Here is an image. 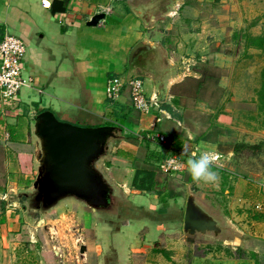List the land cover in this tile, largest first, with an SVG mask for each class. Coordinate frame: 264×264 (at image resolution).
Instances as JSON below:
<instances>
[{
	"label": "crops",
	"instance_id": "crops-1",
	"mask_svg": "<svg viewBox=\"0 0 264 264\" xmlns=\"http://www.w3.org/2000/svg\"><path fill=\"white\" fill-rule=\"evenodd\" d=\"M45 1L46 4L42 5V0H0V41L8 33L24 43L27 52L21 66L22 76L35 78L34 88H22L19 91L18 109L10 116L0 111V219H3L0 224V264H31L34 260L31 256L40 254L37 249L40 245L37 235L39 224L31 225L33 223L24 211L19 213L18 207L10 199L15 194L28 193L32 189L37 173L32 116L41 111H51L61 121L84 127L110 125L121 129L118 138L110 141L109 149L99 163V169L114 192L120 189L128 192L132 189L130 184L134 172L144 167L149 151L162 149L166 154L163 146L145 142L143 136L151 133L166 135L172 141L173 148L185 150L189 159H198L201 153L206 152L199 151L201 146L203 150L207 148L217 154L218 165H214L213 170L223 175L225 172L218 167L226 162L225 155L221 149L212 147L216 142H211L201 134L193 141L194 133L190 124L179 115L176 116L181 108L176 110L172 105L175 104L172 101L174 97L184 96L175 93L173 89L187 78H201L202 73L196 68H189L196 62L191 56H194L192 50H198V44H193L196 49L192 47L191 50V45L187 49V44H182L185 37L180 28L183 39L179 36L178 27H171L168 22L180 24L181 13L184 11L192 19L190 24L193 25L199 14L196 2L201 0H121L112 3V12L104 15L94 27L86 23L100 13L101 7L109 0ZM165 22L167 25H160ZM160 26L161 29H158ZM141 40L156 45L162 56L154 66H159L160 75L143 77L147 82L148 96L156 98L157 102V107L146 114L133 110L127 88L115 102L108 101L105 92L109 78H125L129 52ZM135 72L133 76L140 77ZM163 93L164 97L161 96ZM161 100L164 107L160 105ZM162 122L166 125L163 132H160L159 125ZM200 139L204 141L203 144L198 142ZM207 142L211 143V147L205 146ZM227 155L232 156V153ZM188 179H192L190 173ZM156 191L158 194L143 196L132 189L130 199H138L139 203L135 206L150 212L158 208L157 195L164 196L157 185ZM244 198L247 199L246 196ZM78 208L79 204L75 201H62L51 210L58 215L57 218L42 219L44 226L41 228L46 233L44 245L50 243V246L43 247L46 251L41 250L42 258L35 259L38 264H46L51 259L49 252L55 257L56 264H59L57 258L61 255L56 249H61L58 232L62 222L60 218L67 216L65 211L71 215V222L82 223V245L86 247L87 254L94 250L95 261L90 264H151L147 258L143 262L137 259L136 254L141 252L136 253L140 243L147 245L162 237L165 250L172 251L176 246L177 240L170 234L174 232L177 216L160 222L155 218L142 217L135 218L133 223L121 224L117 231L122 244L117 248L120 250L117 253V249L113 250L106 241L100 227L96 228L94 236L89 234L90 229L86 228L84 220L79 217ZM177 208L178 205H169L171 215L177 213ZM213 208L210 206L207 210L231 228L228 232L232 236H227L224 242L233 251L225 258L212 255L210 264H264V210L258 212L260 219L254 220L252 215L258 214L252 207L234 209L233 206L231 218L218 207L220 214H216ZM237 221L243 223L236 225ZM259 221L263 222L260 224V235H246L241 224L254 230ZM24 228L29 232L26 239L22 235ZM142 231L144 234L140 236ZM97 235L101 243H98ZM178 243L186 244L187 239L182 237ZM34 249L36 252L33 254L28 252ZM237 251L240 254L236 255ZM160 253L171 261L176 258L180 261L181 258L165 251ZM196 260V264H200L201 256H197Z\"/></svg>",
	"mask_w": 264,
	"mask_h": 264
},
{
	"label": "rangeland",
	"instance_id": "rangeland-1",
	"mask_svg": "<svg viewBox=\"0 0 264 264\" xmlns=\"http://www.w3.org/2000/svg\"><path fill=\"white\" fill-rule=\"evenodd\" d=\"M196 4L199 14L193 25L190 24L192 19H189L188 17L190 16L184 11L181 13L180 24L170 22L168 24L171 27H178V32L180 28V32L185 37L182 44H187V49L191 45L190 49L192 50V47L195 48L193 44H198V50L196 48V50H192L194 56L189 54L196 61L189 68L198 69L202 76L197 80L187 78L182 84L176 86L173 91L184 96L174 97L172 101H175V104H172V102L171 104L176 110L181 108L180 113L179 110L176 112V116L178 117L179 115L184 122L190 124L189 126L194 133L193 141L201 134L211 142H216L212 144V147L217 148V150L221 149L220 151L223 152L222 154L226 158V162L218 166L224 169V175L214 170L219 175L218 182L214 185L202 182L197 183L192 179H188L187 161L189 158L186 157L188 155L186 154L187 152L172 148L174 153L181 155L182 170L172 174H165L161 171V162L155 166L156 179L158 181L157 189L164 193L162 197L157 195V209L163 208V204L168 203L165 212L158 213L157 209L147 212L136 207L135 205L139 201L138 199H135V201L130 199L132 189L128 192H123V189H120L119 192H114L111 208L105 212H92L90 208L78 203V215L84 220L86 228L90 229L89 234L94 236V233H97L96 228L100 227L104 231L106 241L109 242L110 247H113V250L120 248L122 244L121 236L117 231L121 224L133 223L132 220L135 218H155L160 222L171 216L173 218L177 216L178 221L174 224V232L170 234L177 240L176 246L172 251L165 250L166 245L163 244L162 237L155 241H150L147 245L140 243L137 246L138 250H136V253L141 251L136 254L137 259H141L143 262L147 258L151 264H196L197 256L202 258L200 264H210L212 255L225 258L232 254L231 246L224 242L227 236H232V233L228 232L229 229L231 231V228L216 217L223 229V232L218 236H214L211 233L187 236L183 233L181 212L185 209V203L189 195L194 196L195 201L205 210L212 206L216 214H220L217 210L218 207L224 215L226 214L230 218L233 206L234 209L252 207V209H255L256 214L264 210V115L258 113L255 101V90L259 84V73L264 67V51L255 48L244 49L245 39L242 38L243 36H259L263 34L264 0H201L196 2ZM160 25L165 26L167 22L160 23ZM162 26L158 29H161ZM180 32L179 36L183 39ZM189 55L186 57H189ZM201 55H204L203 61L200 60ZM158 67H152L155 70L152 77L160 75ZM126 69H128V66ZM124 76L127 78V73ZM150 76L151 74L140 75L145 90L147 82L143 77L148 78ZM163 95L164 93L161 94L162 97H164ZM163 100H161L160 105L164 107ZM165 125V122L159 125L160 132H163ZM198 142L204 143L201 139ZM238 143L258 145V147L255 150L243 148L235 153L233 149ZM210 144V142H207L205 146L211 147ZM199 151H208V149L203 150L201 146ZM229 152L232 153V156L227 155ZM156 159L157 155L154 160L156 161ZM217 161L218 158L214 165H218ZM0 169H2L1 166ZM247 187H250V189L246 190ZM17 195H13L10 201L15 203L19 213L24 211L27 218L33 223L31 225L39 224L42 219L58 217L52 211L41 214L27 210L24 198ZM141 195L147 196V194L143 193ZM171 203L179 206L176 209L177 213H173V215H171V209H169ZM257 205H260L262 210H257L255 208ZM207 211L211 214L209 210ZM65 214L67 216L60 218L62 222L58 232V243L61 249L60 251L56 249V251L61 256L57 258L60 260L58 263H92L95 261L94 250H90L88 254L86 251L83 256L79 253V247L83 244L81 236L82 223L74 224L70 220L71 215H68V211H65ZM44 220L37 227L40 244L37 249L39 248L40 254L31 256L34 259L31 264H38L35 259L42 258L43 253L41 250L46 251V248L43 247L50 246V243L44 245L46 233L41 228L44 226ZM237 220H239V217ZM261 222H256L254 230H249L245 225H241L246 235L256 234L259 236V231L262 228L260 226ZM233 223L235 222L233 221ZM240 223L243 222L237 221L236 225ZM23 231L22 235L26 239L29 236V232L25 228ZM142 234H144V231L140 233V236H143ZM67 235L69 236L67 237ZM96 237L98 238V243H101L98 235ZM182 237L187 239L186 244L178 243V240ZM187 246L189 248H186ZM160 251L170 253L171 256L178 255L181 257L180 261L178 258L171 261ZM28 252L33 254L36 251L34 249L33 251L28 250ZM119 252L120 250L117 249V253ZM237 253L240 254L239 251L235 254L237 255ZM49 255L51 259H48L49 261L47 260L46 264H56L53 254L49 252Z\"/></svg>",
	"mask_w": 264,
	"mask_h": 264
},
{
	"label": "water",
	"instance_id": "water-1",
	"mask_svg": "<svg viewBox=\"0 0 264 264\" xmlns=\"http://www.w3.org/2000/svg\"><path fill=\"white\" fill-rule=\"evenodd\" d=\"M104 14L97 13L88 26H96ZM162 58L160 49L145 40L137 42L127 59V78L135 72L141 76L154 74V67ZM33 136L36 139L35 161L37 173L28 193L23 197L26 209L48 213L59 203L72 200L82 203L92 212H105L111 208L113 188L99 169L101 159L112 139L118 138L120 128L110 125L84 127L59 120L48 110L32 116ZM168 203L158 213L165 212ZM183 217V233L187 236L208 233L218 236L223 232L218 219L208 213L189 195ZM42 220L39 221V224ZM83 256L86 247L80 245Z\"/></svg>",
	"mask_w": 264,
	"mask_h": 264
},
{
	"label": "built area",
	"instance_id": "built-area-1",
	"mask_svg": "<svg viewBox=\"0 0 264 264\" xmlns=\"http://www.w3.org/2000/svg\"><path fill=\"white\" fill-rule=\"evenodd\" d=\"M121 0H109L101 7L100 13L108 15L112 12V3ZM46 1L42 0V5ZM26 47L17 37L5 33L0 41V111L5 116H10L18 109L19 91L22 88H34L35 78L23 77L21 66L26 56ZM127 88L133 110L146 114L152 108L157 107L156 98L148 96L142 79L139 76H132L129 79L112 77L106 83V99L115 102L121 92ZM159 121V120H158ZM150 142H156L165 148V158L161 161V171L165 174H172L182 170L181 155L172 151L173 143L168 137L161 133L146 135ZM173 152V153H172ZM262 210L260 205L255 207Z\"/></svg>",
	"mask_w": 264,
	"mask_h": 264
},
{
	"label": "trees",
	"instance_id": "trees-1",
	"mask_svg": "<svg viewBox=\"0 0 264 264\" xmlns=\"http://www.w3.org/2000/svg\"><path fill=\"white\" fill-rule=\"evenodd\" d=\"M243 39H245V45L244 49L246 48H255L258 50L264 51V30L263 34L259 36H243ZM255 96H256V105H257V111L259 114L264 115V67L260 70L259 73V84L258 87L255 90ZM147 135V134H146ZM146 135L143 136L145 142L148 144H155L158 147H162L160 144L156 142H150L146 139ZM126 139H128L126 137ZM170 141V140H169ZM258 147V145H246V144H236L234 146L233 152L240 151L243 148H247L250 150H255ZM157 155L156 161L154 158ZM165 158V154L163 150H156V151H149L148 152V158L145 161V165L142 168H137L134 172V175L131 180V188L134 190L139 191L143 194H156V185H157V175L155 171V166L157 163L161 162ZM156 163V164H155ZM215 169V168H213ZM158 194V193H157ZM252 218L254 220H259V215H252ZM3 219H0V224H2Z\"/></svg>",
	"mask_w": 264,
	"mask_h": 264
},
{
	"label": "clouds",
	"instance_id": "clouds-1",
	"mask_svg": "<svg viewBox=\"0 0 264 264\" xmlns=\"http://www.w3.org/2000/svg\"><path fill=\"white\" fill-rule=\"evenodd\" d=\"M217 154L211 151L201 153L198 159H189L187 167L194 182L214 185L218 182L219 175L213 170Z\"/></svg>",
	"mask_w": 264,
	"mask_h": 264
}]
</instances>
